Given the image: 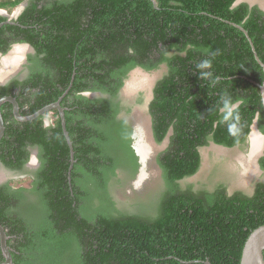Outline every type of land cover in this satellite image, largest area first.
Instances as JSON below:
<instances>
[{"label": "trees", "instance_id": "trees-1", "mask_svg": "<svg viewBox=\"0 0 264 264\" xmlns=\"http://www.w3.org/2000/svg\"><path fill=\"white\" fill-rule=\"evenodd\" d=\"M22 1L0 0V9ZM88 1L28 0L17 25L0 26L1 53L27 42L39 64L0 85V97L14 96L28 115L65 93L60 105L74 159L70 167L57 109L46 124V113L19 121L10 102L1 104L0 163L19 170L30 146L40 162L29 189L0 185L12 262L239 264L248 234L264 224V182L249 195L228 194L221 184L195 191L179 181L198 170L200 147L244 144L255 117L264 134L263 69L234 25L264 63V11L237 0ZM162 64L147 114L153 139H167L155 155L163 186L136 192L138 211H128L111 192L136 185L133 110L142 93L132 103L120 93L130 70ZM258 164L264 171V154Z\"/></svg>", "mask_w": 264, "mask_h": 264}, {"label": "rangeland", "instance_id": "rangeland-1", "mask_svg": "<svg viewBox=\"0 0 264 264\" xmlns=\"http://www.w3.org/2000/svg\"><path fill=\"white\" fill-rule=\"evenodd\" d=\"M249 1H256L257 4H259L264 9V0ZM12 10L14 11V8ZM6 12L10 13L8 11ZM21 48V55L18 57L19 61H21L23 56L29 50V47L26 45H23ZM19 69H22V67L17 63H14L7 72L1 70L0 80H3L4 82L6 78L9 77V75L18 72ZM165 70L166 67L163 64L149 71L142 68L133 69L131 71L130 77L126 79L127 86L122 89L120 94V98L124 103H132L134 100L140 97V93H142V102L139 104V106L134 107L133 111L138 117L137 123L135 124V145L140 144L144 148L145 155L144 158H142L144 159L142 160L144 166L141 168V170H145V172L143 171L145 174H140V176H138V179L136 180L137 182L135 183L136 185L132 186L133 188L123 190L120 187L115 188L114 186L111 192L113 200L116 202L117 206L126 208L128 211H138L137 207L134 205L136 202V192L142 191L147 186H153L154 188H160L163 186L161 170L155 161V155L165 148L167 139H164L161 143H157L153 139L149 131L150 119L147 114V105L152 96V86L154 85V82L165 72ZM45 117H50L52 119V112H47ZM249 145L250 140L244 144L235 145L233 148L218 146L211 142L206 146L200 147L199 151L201 162L198 170L193 175L181 179L179 181V186L181 188L190 186L193 190L198 191L199 189L203 188L211 190L221 184L226 188L227 191L237 188L242 190L244 193L251 192L253 186L256 184L255 182L264 180V173L261 172L260 168L257 166L254 165V167H252L256 154H254L252 157V166L250 167L252 170L250 172L244 170L243 167L240 166V162L242 160L243 162H247L248 160L246 152ZM231 149L235 151L236 156H240L241 158L238 157V159H235V161L232 160V157L228 155ZM234 166L236 169H233ZM28 182L29 178L27 177L12 181L14 185L22 183L25 186L28 185ZM227 186L229 188H227Z\"/></svg>", "mask_w": 264, "mask_h": 264}, {"label": "flooded vegetation", "instance_id": "flooded-vegetation-1", "mask_svg": "<svg viewBox=\"0 0 264 264\" xmlns=\"http://www.w3.org/2000/svg\"><path fill=\"white\" fill-rule=\"evenodd\" d=\"M45 1L46 0H44V2ZM240 1H245L249 5H254V4L255 5H258L260 7V9H262L264 11V9L259 4H257L256 1H249V0H240ZM88 2L95 4L97 1L90 0ZM21 3L24 4L23 7H21V9L18 12H16V7H18ZM21 3L18 4L14 8V11L12 10L10 13H7L5 9H0V10L4 11V14H2V15H4L6 17V19L4 20V24H12V25H17L18 24L16 22V18L21 14V12L23 11L24 7L28 3V0L22 1ZM235 3H236V1H235ZM12 34L14 35V33H12ZM23 45H26L27 47H29V50L23 56V58L21 59V61H19V58L18 57H20V55H21L20 54L21 51H22L21 50L22 49L21 47H23ZM9 52H11V53H9ZM34 54H35L34 48L29 43H27V42H13V43H11L9 45V48H8V50L5 53H1L0 52V71L2 70L4 72H7L9 70V68L11 67V65L14 64V63L15 64L17 63L18 65H20L22 67V69H19L18 72L12 73L11 75H9L8 78H6V80L4 79L5 80L4 83H2L3 80H0V85L6 84L7 82H9L13 78L23 79V78L27 77L29 75V73H30V71H29L30 66H32V65H39L38 64V58L37 57L34 58ZM31 55L33 56V59L30 58ZM135 68H141V67H135ZM132 70H130L128 72L127 78L130 77V74H131V71ZM124 86H126V82H125ZM49 121H50V119L47 118L46 119V124ZM252 123L255 124L256 130H257V132H259L258 127H257V119H256V117L254 118V120H253ZM259 134H260V132H259ZM249 136H250V134H249ZM260 136H261V139H262V137H263V139L260 140L261 142H259V146L255 150H253L254 153L252 154V152H251V145L248 146V150L246 152L248 158L251 159V160H252L253 155L256 154L255 159L253 160V166H252V161L249 162V159L247 160V162H243V161L240 162V166L243 167L244 170H247L246 167L248 166V162L250 163V166L254 167V165H255V166H257V167L260 168V166L258 164V158L264 154V134L261 133ZM249 140L250 139L248 137L245 142H247V141L249 142ZM236 145H239V144H236ZM234 147H235V145H234ZM227 148H230V147H227ZM231 148H233V146ZM28 150H29V157H28V159L26 160V162L22 165V167L19 170L6 168L2 163H0V185L7 183V184L10 185L11 188L23 187V188H26V189H29L32 186V183H33V173L38 168L40 162L38 160V147L37 146H30V147H28ZM228 155H230V157H232V160H234V161H235V159H238V157L241 158L240 156H236V153H235V151L233 149L230 150V152H229ZM254 162H255V164H254ZM233 169H236L235 166H234ZM260 171L264 173V171L261 168H260ZM26 177L29 178V182H28V185L27 186L23 185L22 183H19L18 185H14L12 183V181H14V180H20V179L26 178ZM259 182H264V180H259L258 182H255V183L257 184ZM256 184L253 186V189H252L251 192L245 193V194L251 195L254 192V189H255ZM227 188H229V187L227 186ZM225 190H226V188H225ZM236 191L242 192V190L237 189V188H233V189H231V191L230 190H228V191L226 190V192L228 194H233Z\"/></svg>", "mask_w": 264, "mask_h": 264}, {"label": "water", "instance_id": "water-1", "mask_svg": "<svg viewBox=\"0 0 264 264\" xmlns=\"http://www.w3.org/2000/svg\"><path fill=\"white\" fill-rule=\"evenodd\" d=\"M23 5L24 4L21 3L18 7H16V12H18L21 9V7H23ZM0 14H4V11L0 10ZM3 24H4V21L0 22V26H2ZM234 25L237 26L238 28H240L245 33V35L247 36V38L251 44V48L254 52L255 59L261 65V67L263 69V81H262V83H258L257 86L259 87L261 103H262V107H263V111H264V63L257 56V54L254 50V46H253L246 30H244L238 24L234 23ZM64 94L65 93H63L55 102L44 105L40 109H38L35 112L28 114V115H22L20 113L19 104H18V102L14 96H12V95L1 96L0 97V138L2 137L3 132H4V122H3V118H2V114H1V104L2 103L10 102L12 104L13 115L19 121L31 120V119L39 116V115L45 114L48 111H52L53 109H57L60 120H61L62 129H63L64 135L66 137V140L68 142L69 149H70V161H71L70 167H71V165L74 161L72 143H71V140L68 136V132H67L66 126H65L64 107H62L60 105V100L62 99ZM85 94L86 95H97V93H93V92H85ZM250 128H251V130L256 129L255 124L252 123L250 125ZM135 148L137 150V153H138L139 158H140V163H141V167L139 168L138 175H139V173H142V175H144L145 170H143L144 171L143 172L141 170V168H143V166H144V163L142 161L144 159H142V158H144L145 152H143L144 155H142L140 153L141 151H139V147L135 145ZM141 149H142V147H141ZM138 175H137V178H138ZM7 238H8V235L6 234L4 227L0 224V249H1L2 255L4 257L3 261H1L0 264H14L12 262V256H11V253H10L9 248L7 246V243H6ZM263 250H264V224H261L260 226L251 230V232L248 234V236L244 242V245L242 247V250H241V256H240L239 264H264ZM206 264H210V262L206 261Z\"/></svg>", "mask_w": 264, "mask_h": 264}, {"label": "bare ground", "instance_id": "bare-ground-1", "mask_svg": "<svg viewBox=\"0 0 264 264\" xmlns=\"http://www.w3.org/2000/svg\"><path fill=\"white\" fill-rule=\"evenodd\" d=\"M249 138H250L251 152H252V154H253V153H254L253 150H255V149L259 146V142H261L260 140H262L263 137H262V139H261V136H260L259 132H257L256 129H252ZM137 146L139 147V151H141L140 153H141L142 155H144L143 152H145V151H144L143 146L140 145V144L137 145ZM141 147H142V149H141ZM249 154H250V153H249ZM250 158H251V157H250ZM248 159H249V158H248ZM242 161H243V160H242ZM250 161H251V159H249V162H250ZM249 162H248V166L246 167L248 172H250V171L252 170V168H250L251 166H250V163H249ZM243 164H244V163H243ZM138 181H139V180H138ZM136 182H137V181H135V183H136Z\"/></svg>", "mask_w": 264, "mask_h": 264}, {"label": "clouds", "instance_id": "clouds-1", "mask_svg": "<svg viewBox=\"0 0 264 264\" xmlns=\"http://www.w3.org/2000/svg\"><path fill=\"white\" fill-rule=\"evenodd\" d=\"M237 1H239V0H237ZM207 65H208V62L205 61V62H204V65H202V66H207ZM48 112H49V111H48ZM249 132H251V128H250V131H249ZM259 132H260V131H259ZM261 133H262V132H261ZM261 133H260V134H261ZM249 134H250V133H248L247 138L249 137ZM137 175H138V173L136 174V177H135V179L133 180V182L137 180ZM5 231H6V230H5ZM6 234H7V233H6ZM7 235H8V234H7ZM8 238H9V235H8ZM8 238H7V239H8ZM6 243H7V241H6ZM7 246H8V245H7Z\"/></svg>", "mask_w": 264, "mask_h": 264}]
</instances>
